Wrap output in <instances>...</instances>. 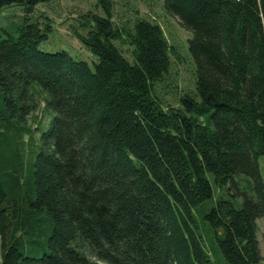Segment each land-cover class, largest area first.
Here are the masks:
<instances>
[{"label":"trees","instance_id":"trees-1","mask_svg":"<svg viewBox=\"0 0 264 264\" xmlns=\"http://www.w3.org/2000/svg\"><path fill=\"white\" fill-rule=\"evenodd\" d=\"M48 1L0 0L26 13L0 32V264H257L264 0H164L192 33L196 94L178 106L153 90L170 66L158 23L119 27L98 0L75 33L90 66L39 49L51 26L27 15Z\"/></svg>","mask_w":264,"mask_h":264},{"label":"rangeland","instance_id":"rangeland-1","mask_svg":"<svg viewBox=\"0 0 264 264\" xmlns=\"http://www.w3.org/2000/svg\"><path fill=\"white\" fill-rule=\"evenodd\" d=\"M111 17L119 27L129 28L137 18L149 19L160 25L164 36L170 46V66L163 78L154 84V94L162 101L164 106L180 105L183 94H196V67L188 50V39L192 36L189 29L184 27L178 16L168 12L164 7V0H111ZM91 14L104 15L105 12L98 4V0H49L38 3L27 16L31 20H37L41 26H51L47 38L39 43V49L43 51L65 50L72 57L85 60L90 66L96 61L95 56L77 38L76 32H85L81 25L82 20ZM25 11L22 5L12 4L0 10V32H13L24 21ZM264 26V15L262 16ZM123 35V34H122ZM124 37V36H123ZM122 36L115 40V44L129 59L132 47L125 42ZM42 96V95H41ZM198 98V97H197ZM36 119L30 120L32 127H48L52 113L43 108L40 102L36 111ZM46 127L44 129H46ZM38 130H34V138L38 137ZM259 166L264 178V157L259 158ZM238 186L244 187L245 178H238ZM230 194L234 188L227 186ZM215 197L225 195L221 190H215ZM257 240L261 259L257 264H264V217L257 218ZM215 264L218 257H214Z\"/></svg>","mask_w":264,"mask_h":264},{"label":"bare ground","instance_id":"bare-ground-1","mask_svg":"<svg viewBox=\"0 0 264 264\" xmlns=\"http://www.w3.org/2000/svg\"><path fill=\"white\" fill-rule=\"evenodd\" d=\"M35 195V194H34Z\"/></svg>","mask_w":264,"mask_h":264}]
</instances>
